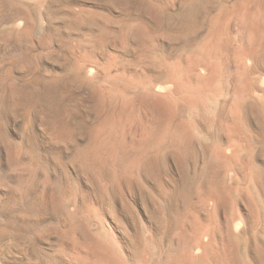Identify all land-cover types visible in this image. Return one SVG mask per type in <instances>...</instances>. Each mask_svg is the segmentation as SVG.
Returning a JSON list of instances; mask_svg holds the SVG:
<instances>
[{
	"label": "rangeland",
	"instance_id": "1",
	"mask_svg": "<svg viewBox=\"0 0 264 264\" xmlns=\"http://www.w3.org/2000/svg\"><path fill=\"white\" fill-rule=\"evenodd\" d=\"M263 30L264 0H0V264H264Z\"/></svg>",
	"mask_w": 264,
	"mask_h": 264
},
{
	"label": "bare ground",
	"instance_id": "2",
	"mask_svg": "<svg viewBox=\"0 0 264 264\" xmlns=\"http://www.w3.org/2000/svg\"><path fill=\"white\" fill-rule=\"evenodd\" d=\"M16 1V0H15ZM19 5H21V4H19ZM12 6V5H11ZM18 6V5H17ZM3 7V6H2ZM20 8H22V7H20ZM2 9V8H1ZM27 9V8H26ZM201 9V8H200ZM199 10V9H198ZM3 11V10H2ZM11 11H13V13H17V10H11ZM11 13V12H10ZM20 14V13H19ZM30 14V13H29ZM31 15V14H30ZM11 18V17H10ZM84 18V17H83ZM30 29V28H29ZM29 34V33H28ZM259 34V33H258ZM261 35L259 36V38H258V40H257V42H256V45H257V50L256 51H263L264 52V30L263 31H261V33H260ZM3 38V37H2ZM211 39V38H210ZM209 39V40H210ZM214 41V40H213ZM212 41V42H213ZM8 42V41H7ZM210 42V41H209ZM18 44V43H17ZM207 47V46H206ZM12 48V47H11ZM256 49V48H255ZM5 50V49H4ZM12 50V49H11ZM9 51V50H8ZM13 54V53H12ZM5 56V55H4ZM8 57V56H7ZM19 57V56H18ZM11 58V57H10ZM29 59V58H28ZM23 61V60H22ZM25 66V65H24ZM30 67V66H29ZM25 68H26V66H25ZM31 68V67H30ZM178 68V67H177ZM176 68V69H177ZM9 71V70H8ZM176 71V70H175ZM177 71H179V70H177ZM170 72H171V70H170ZM9 73V72H8ZM72 73V72H71ZM179 73H180V71H179ZM170 74V73H169ZM177 74V73H176ZM7 79V78H6ZM175 79V78H174ZM183 79V78H182ZM4 80H5V78H4ZM57 82V81H56ZM174 82H175V80H174ZM15 83V82H14ZM48 83V82H47ZM58 83V82H57ZM11 84H12V82H11ZM29 84V83H28ZM13 85V84H12ZM55 85V84H54ZM200 86V85H199ZM13 87H16L15 85L13 86ZM24 87H26V86H24ZM54 87V86H53ZM184 87V86H183ZM202 87V86H201ZM56 88V87H55ZM185 88V87H184ZM187 88V87H186ZM200 88V87H199ZM178 89V88H177ZM198 89V88H197ZM16 90V89H15ZM53 90H54V88H53ZM57 90V89H56ZM56 90H54L55 92H56ZM182 90V89H181ZM199 90V89H198ZM179 91H180V88H179ZM188 91H189V89H188ZM185 92V91H184ZM187 92V91H186ZM20 93V92H19ZM182 93H183V91H182ZM190 93V92H189ZM200 94V93H199ZM11 95V94H10ZM189 95H191V93L189 94ZM194 95H192V97L191 98H193L194 99V97H193ZM46 99H48V98H46ZM196 99V98H195ZM55 104V103H54ZM15 106H18V105H15ZM65 108V107H64ZM5 110L7 111V109H6V106H5ZM10 111H13V110H11L10 109ZM43 117V116H42ZM53 125H54V122L52 123ZM70 126V125H69ZM53 128H52V132L54 131V133L55 134H57L58 135V137H59V135L60 136H62L63 137V139L64 138H67L68 136H70V135H65V132H61V131H63L62 130V128H63V126L61 127V126H59V125H54V126H52ZM60 127H61V130H60ZM58 132V133H57ZM67 133V132H66ZM69 133V132H68ZM72 137V136H71ZM55 138V137H54ZM53 138V139H54ZM57 138V137H56ZM55 138V139H56ZM70 138V137H69ZM58 139H61L62 140V138H58ZM74 139V138H73ZM69 139H67V141H68ZM64 141H66V139L64 140ZM70 141V140H69ZM85 150V149H84ZM18 154V153H17ZM86 154V153H85ZM84 154V155H85ZM88 155V154H87ZM20 156V155H19ZM77 213V212H76ZM74 214V213H73ZM72 215V214H71ZM76 215V214H75ZM74 215V216H75ZM78 215V214H77ZM73 216V217H74ZM73 220V219H72ZM78 220V219H77Z\"/></svg>",
	"mask_w": 264,
	"mask_h": 264
}]
</instances>
